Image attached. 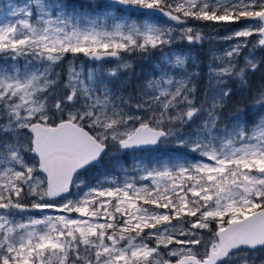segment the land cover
<instances>
[{
  "label": "snow or ice",
  "instance_id": "snow-or-ice-1",
  "mask_svg": "<svg viewBox=\"0 0 264 264\" xmlns=\"http://www.w3.org/2000/svg\"><path fill=\"white\" fill-rule=\"evenodd\" d=\"M189 21L234 41L214 54L212 94L199 105L190 57L173 48L203 42ZM257 48L264 0H0V264H172L164 255L256 264L248 253L264 252V115L253 112L249 126L238 110L221 127L220 109L228 78L243 84L257 70ZM156 51L137 102L117 95L112 82L131 67L124 55ZM81 54L91 66L76 63ZM109 58L116 66L105 69ZM252 108L264 109V93ZM161 144L173 154L144 155ZM112 149L114 171L83 180Z\"/></svg>",
  "mask_w": 264,
  "mask_h": 264
},
{
  "label": "rangeland",
  "instance_id": "rangeland-1",
  "mask_svg": "<svg viewBox=\"0 0 264 264\" xmlns=\"http://www.w3.org/2000/svg\"><path fill=\"white\" fill-rule=\"evenodd\" d=\"M68 5L71 6H86L90 3V0H67ZM98 3L103 4L104 0H98ZM133 18H136L135 16ZM143 19V17H140ZM158 22L161 25L167 26L168 23L164 22L162 19L158 18ZM190 25L199 29H202V34L204 35V40L202 43H194L189 44L187 41H178L176 44L173 45V48L182 49L189 57L187 63V69L190 73H194L193 83L195 85V103L199 105L204 101L205 93L209 92V95L212 94L210 92V80H209V65L214 63L213 56L214 54H220L223 52V49L227 47L229 44L233 43L234 41H225L222 39H217V36L223 37L227 33L223 31L222 27H213L211 24H205L204 22H193L189 21ZM257 37H250L253 43L256 41ZM251 47V45H249ZM248 49L244 50V54H246ZM255 58L258 62L259 66L263 63L264 60V50L261 48H257L255 50ZM159 52H152L150 55H141L139 53H134L131 55L125 54L124 59L128 61L131 65L128 69H121L119 73V78L113 80L114 90L117 91V95H124V96H132L133 100L131 101L132 104H135L139 99L142 91L144 90V86L147 83L150 76L154 75V67L157 63V58L159 57ZM68 60H72L71 54L68 55ZM68 60H66L63 64L56 68L57 72L61 73L62 81H65L67 78V69H68ZM77 64L83 63L86 67L91 66V63L85 58L82 54L76 60ZM117 61L114 58H111L110 61L104 63L105 69H111L116 66ZM240 67H244V55L239 58V64L237 66V70ZM246 82L243 85H246L248 82L253 81L254 84L250 88L252 91V100L251 103L248 105L247 110L251 116L250 123L248 122L249 126L255 123L253 119V112L259 113L264 115V109H253L252 105L255 103L256 98L260 93H264V76H257L253 71H246L245 73ZM242 83L238 78H228L227 84L225 87L230 88L231 90L234 88L239 90L243 88L241 86ZM251 86V85H250ZM214 82H211V88L215 89ZM243 111V110H242ZM245 112V111H243ZM238 114V111L231 112L227 114L226 117H221L220 126L223 127L224 125H230L234 121V117ZM150 115V113H149ZM200 120L197 119L196 123L199 124ZM195 126V125H194ZM186 131H191V128L186 129ZM114 155L106 156L108 161H111V164H104L98 166L96 171L94 172L89 169L86 173L83 174L81 177L87 183H93L95 178L100 176L104 172H112L114 171L112 160L114 156L117 155L115 149L111 150ZM154 152H147L144 153L146 156H155V155H163L165 153L173 154L174 149L172 144H161L158 149L151 150ZM118 155L125 161L127 160V164L130 165L131 161V154H123L119 153ZM104 158V159H105ZM175 223V221H173ZM187 225H185L186 227ZM214 226V225H213ZM172 247V246H169ZM162 252L166 253L165 249H161ZM163 259H170L173 262L176 257H168L164 255Z\"/></svg>",
  "mask_w": 264,
  "mask_h": 264
},
{
  "label": "trees",
  "instance_id": "trees-1",
  "mask_svg": "<svg viewBox=\"0 0 264 264\" xmlns=\"http://www.w3.org/2000/svg\"><path fill=\"white\" fill-rule=\"evenodd\" d=\"M254 72L256 73L257 76H264V60L261 66L257 68V70ZM253 84L254 82L250 81L246 85L242 84L241 86H243V88H240L239 90L233 88L231 90L230 96L225 99L223 107L220 109V116L226 117L228 113L230 115L231 112L243 110L245 111V113H248L247 120L250 123L251 116L247 110V107L252 100V91L250 90V88L253 86ZM150 152H154V151H150ZM125 163L127 164V160H125ZM101 164L102 165L111 164V161H108V158H105ZM92 170L94 172L96 171V169L94 168H92Z\"/></svg>",
  "mask_w": 264,
  "mask_h": 264
},
{
  "label": "flooded vegetation",
  "instance_id": "flooded-vegetation-1",
  "mask_svg": "<svg viewBox=\"0 0 264 264\" xmlns=\"http://www.w3.org/2000/svg\"><path fill=\"white\" fill-rule=\"evenodd\" d=\"M248 255L249 257L255 256L256 264H261V260L264 259V252H256V253L249 252ZM175 260L172 262V264H175Z\"/></svg>",
  "mask_w": 264,
  "mask_h": 264
},
{
  "label": "water",
  "instance_id": "water-1",
  "mask_svg": "<svg viewBox=\"0 0 264 264\" xmlns=\"http://www.w3.org/2000/svg\"><path fill=\"white\" fill-rule=\"evenodd\" d=\"M159 19H163V20H165V21H167V18H164V17H160ZM169 22V21H168ZM170 23V22H169ZM111 58H109L108 60H106V61H109Z\"/></svg>",
  "mask_w": 264,
  "mask_h": 264
}]
</instances>
